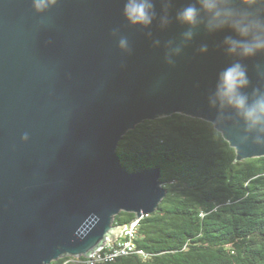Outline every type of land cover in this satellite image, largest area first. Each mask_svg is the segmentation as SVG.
I'll return each mask as SVG.
<instances>
[{"label":"water","instance_id":"obj_1","mask_svg":"<svg viewBox=\"0 0 264 264\" xmlns=\"http://www.w3.org/2000/svg\"><path fill=\"white\" fill-rule=\"evenodd\" d=\"M0 0V264L90 256L154 212L167 189L159 167L126 169L120 141L145 120L183 113L212 122L236 160L264 156V131L219 95L239 63L251 105L264 96V50L230 53V26L213 28L199 0ZM195 6L197 22L179 14ZM234 18L264 22V0H226ZM191 32L188 38L186 33ZM121 40L125 45L121 46ZM121 211L136 218L114 225Z\"/></svg>","mask_w":264,"mask_h":264},{"label":"trees","instance_id":"obj_2","mask_svg":"<svg viewBox=\"0 0 264 264\" xmlns=\"http://www.w3.org/2000/svg\"><path fill=\"white\" fill-rule=\"evenodd\" d=\"M118 153L130 171L159 167L167 193L140 219L135 250L93 264H264V156L237 161L212 122L183 113L137 124ZM135 218L121 211L113 224Z\"/></svg>","mask_w":264,"mask_h":264},{"label":"clouds","instance_id":"obj_3","mask_svg":"<svg viewBox=\"0 0 264 264\" xmlns=\"http://www.w3.org/2000/svg\"><path fill=\"white\" fill-rule=\"evenodd\" d=\"M55 0H36L35 7L41 10L49 3ZM245 3L252 4L254 0H244ZM201 7L212 14L209 23L210 30L220 28L225 25L233 28L239 36L244 39L235 40L227 38L225 43L229 45L228 51L242 56L254 55L259 50H264V22L251 19L247 15L234 18L235 14L231 9L221 8V3L226 0H199ZM152 5L149 0H134L131 12L126 5V15L133 23L149 24L151 22L150 9ZM199 10L195 6L185 8L180 14L179 19L187 24L194 25L197 22ZM188 38L191 32L186 33ZM121 46L125 45V41L121 40ZM249 83L244 68L235 63L225 68L220 76L219 95L227 99L228 103L242 111L245 120L250 127L261 126L264 131V96H259L251 105L247 103V97L239 91Z\"/></svg>","mask_w":264,"mask_h":264},{"label":"built area","instance_id":"obj_4","mask_svg":"<svg viewBox=\"0 0 264 264\" xmlns=\"http://www.w3.org/2000/svg\"><path fill=\"white\" fill-rule=\"evenodd\" d=\"M140 219L134 221L131 227L125 228L115 239L108 238L104 245L87 257L91 264L105 260H113L115 257L127 254L136 249V234ZM132 222V221H131ZM79 258V257H76Z\"/></svg>","mask_w":264,"mask_h":264}]
</instances>
